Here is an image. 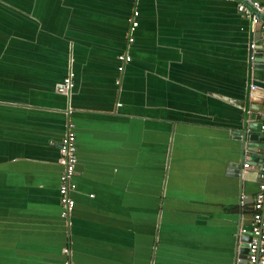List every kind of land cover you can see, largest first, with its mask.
Segmentation results:
<instances>
[{
    "label": "crops",
    "instance_id": "crops-1",
    "mask_svg": "<svg viewBox=\"0 0 264 264\" xmlns=\"http://www.w3.org/2000/svg\"><path fill=\"white\" fill-rule=\"evenodd\" d=\"M236 2L0 0V264H62L64 246L72 264H242L257 182L229 165L260 132L242 145L232 132L259 123L264 73ZM67 122L76 188L63 219Z\"/></svg>",
    "mask_w": 264,
    "mask_h": 264
},
{
    "label": "built area",
    "instance_id": "built-area-1",
    "mask_svg": "<svg viewBox=\"0 0 264 264\" xmlns=\"http://www.w3.org/2000/svg\"><path fill=\"white\" fill-rule=\"evenodd\" d=\"M133 1L136 2V0ZM236 10L248 18L251 26L255 27L258 31L257 41H252L248 44V62L251 65L256 61L255 51L257 49L259 53L258 60L262 65L264 73V19L262 18L264 17V4L257 0H237ZM137 16L138 11L133 7L130 12L129 26L125 32L127 44L133 41L132 31L137 26ZM129 60L130 57L126 52L116 55V70L118 73L123 71L124 64ZM71 78L72 74L68 71L63 77L61 84L57 87V91L65 93L69 90L73 85ZM262 81L264 84V74ZM115 82L118 84L119 78ZM255 88L256 86L253 83H249V91H253ZM258 118L260 145L255 149V152L252 150H243L240 163V169L242 171L253 169L257 182L256 190L253 193L250 204L249 228L247 230L240 229L241 233L249 232V240L246 242V253L242 264H264V105L259 111ZM57 149L59 154L57 163L61 167L57 185L59 214L63 219H67L74 205L72 193L76 188L72 178L76 164L75 136L72 130V124L69 122H67L66 130L57 143ZM254 154L257 157L255 164L250 161V157ZM239 206H244L242 196L239 199ZM61 253L63 255L62 264H72L69 256V248L62 247Z\"/></svg>",
    "mask_w": 264,
    "mask_h": 264
},
{
    "label": "water",
    "instance_id": "water-1",
    "mask_svg": "<svg viewBox=\"0 0 264 264\" xmlns=\"http://www.w3.org/2000/svg\"><path fill=\"white\" fill-rule=\"evenodd\" d=\"M264 19V17H262ZM255 127V128H254ZM259 127V123H252V124H248L247 126H245L244 128L240 129V130H236L233 131L232 134L234 135V139H238L241 141V145H242V141L245 138L246 133L249 130H254L256 128ZM260 136V135H259ZM256 135L254 133H248L247 135V140L249 141L247 145H254L253 143H251V141L253 142V140H255ZM260 145V144H259ZM253 152H255L254 148H251ZM250 161L251 163L255 164L257 162V157L255 156V154L253 156L250 157ZM229 170L233 173L232 175H234L235 177L240 176L241 174V170H240V164L236 165L233 163H230L229 165ZM249 240V232H245L241 235H238L237 237V243L239 244V246L237 247L238 249V254L241 256L242 261L240 263H243L244 261V255L246 253V242Z\"/></svg>",
    "mask_w": 264,
    "mask_h": 264
}]
</instances>
